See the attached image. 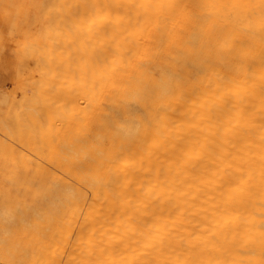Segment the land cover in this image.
Instances as JSON below:
<instances>
[{
  "label": "bare ground",
  "instance_id": "bare-ground-1",
  "mask_svg": "<svg viewBox=\"0 0 264 264\" xmlns=\"http://www.w3.org/2000/svg\"><path fill=\"white\" fill-rule=\"evenodd\" d=\"M47 1L51 36L1 96L0 148L17 164L1 168L62 181L48 264H264V0Z\"/></svg>",
  "mask_w": 264,
  "mask_h": 264
},
{
  "label": "rangeland",
  "instance_id": "rangeland-1",
  "mask_svg": "<svg viewBox=\"0 0 264 264\" xmlns=\"http://www.w3.org/2000/svg\"><path fill=\"white\" fill-rule=\"evenodd\" d=\"M47 5H48L47 0H0V100L2 99L1 97L2 95L4 96L5 94H8V92L11 94L15 92L11 88L14 87L15 83L14 81L11 80H14L15 78L13 77L14 76V74L12 73L13 70L16 67H18L19 69L23 66L21 62L22 58L19 56L22 55L24 58H26L25 57L26 55L31 58L36 57L38 50L36 49L35 44L33 43L31 44L30 39L34 38V36L38 34H41L42 37L48 36V38L51 36V35H47L46 33L45 36L43 35L44 28L47 29L46 27H49L50 25L49 22L50 19L49 21L44 20V17L46 15L45 10L47 8ZM39 36L40 35H38L37 37ZM16 40L19 43H17ZM21 41L23 42L22 43L23 45L25 44L24 47H22L23 45L20 43ZM26 42H28L27 45L29 43L30 44L26 46ZM16 43L19 46L21 44L22 45L21 48L20 47L18 48V45H16ZM23 48H28L30 50L24 51L25 49ZM15 54L16 57H19V61L15 57ZM12 60L18 61V64L16 63L14 64L13 63L14 61L12 62ZM200 62H203V60ZM201 64L209 65L208 63H201ZM14 66L15 68H13ZM187 71H191V68H187ZM185 77L189 82H198L199 79L204 77V73L200 72L194 75L193 73L190 72L188 73V75H185ZM10 88L12 91H8L10 90ZM141 89H142L141 91L149 93V91H146L147 90L146 88H141ZM130 103L132 104L130 109H134L133 101L131 100ZM0 108H4V105L3 106L1 105ZM134 114H136L141 119H144V114L141 109L136 108L134 110ZM7 120L5 121L7 125L6 130L13 131L15 125L13 126V123H11L12 122L11 119H9L8 121ZM24 123L23 122L21 123L20 126H22V128L21 129L19 128L17 132L18 131L24 132V130L27 128V125H24ZM112 132L117 133L116 130H113ZM118 139L122 143L126 142L124 136H120ZM49 142L51 143L50 146L53 147L55 150V152L53 153L54 159H56V161L58 162L59 160L61 161L62 157L66 156L67 152L64 150L63 147H61L60 144L55 143L52 138L49 139ZM1 165H17L9 158V156H7L6 152L3 151L2 148H0V169H1L0 173L3 171L4 175L8 174L7 176L9 180L12 176L16 175L17 181L15 183H11V181L7 180L6 175H5L6 177L4 176L5 179L2 178L3 181L2 180L0 181V192L3 191V193L1 192L2 194H0V201H1L0 224L3 223L2 225L6 230L5 233H2L0 231V264H48L46 257L48 258V256L51 254L58 255L63 247L62 244L58 245L54 240L55 238L56 239L59 238L58 236L57 237L55 236L57 234V231L60 229L61 225L65 221L67 211L71 207V204H69L70 203L69 199L64 198L62 181L57 177L58 174L55 173L53 174L50 172H37L35 169L28 168V173L24 174L22 170L20 172V168L18 167H15L13 168V170H11L12 168L6 166L7 168L10 169V171L9 169L5 171L6 169L4 170V168L6 167L1 168ZM12 173H15V175ZM1 175L3 174H0V177ZM18 175L23 177V180L21 177H18ZM22 175H25L26 178ZM17 178L19 179V181ZM4 181L5 182L7 181V183L5 184ZM1 182H3L2 187H1ZM10 186L11 189L16 190L15 192H13V194L7 191V189L10 190ZM19 188H21V191ZM16 194L17 196L18 194H20L19 195L20 199L16 198L17 197ZM14 195L16 197H14ZM2 196L3 198L6 196L7 200L4 201L5 199H2ZM9 199L13 201L12 204ZM27 200H29V202H27ZM16 202L20 206H18ZM6 203L8 204L6 205ZM14 204H16V206ZM29 204L32 205L30 206ZM21 205L22 206L25 205L28 208L30 206L28 211H26L24 214L21 213V215L22 214L24 215V216L22 215L23 222H21V224L24 225L23 228L20 227L19 224L12 222L8 223L9 220L7 219L10 213L12 214L16 213V216H18V214L20 215L21 212L20 209H22ZM5 220L7 222L6 224H5ZM27 220H29L30 222ZM30 223L33 224L34 227H32ZM12 228L15 229L14 232L15 231L17 232V233L15 232V234H17L16 236L13 233ZM27 230L29 231L31 230V232L28 233ZM7 231L8 232L10 231L13 234V237L11 233L10 235H8L9 233ZM3 236L7 241H9L10 238L12 237V239L14 240L12 241L13 245L9 246Z\"/></svg>",
  "mask_w": 264,
  "mask_h": 264
}]
</instances>
